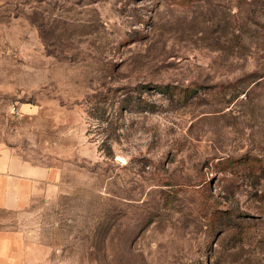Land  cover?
<instances>
[{
	"label": "rangeland",
	"instance_id": "374dc122",
	"mask_svg": "<svg viewBox=\"0 0 264 264\" xmlns=\"http://www.w3.org/2000/svg\"><path fill=\"white\" fill-rule=\"evenodd\" d=\"M0 147L38 264H264V0H0Z\"/></svg>",
	"mask_w": 264,
	"mask_h": 264
},
{
	"label": "crops",
	"instance_id": "0c3cea01",
	"mask_svg": "<svg viewBox=\"0 0 264 264\" xmlns=\"http://www.w3.org/2000/svg\"><path fill=\"white\" fill-rule=\"evenodd\" d=\"M56 168L31 163L0 147V264H38L46 247L33 240L30 224L35 202L58 191Z\"/></svg>",
	"mask_w": 264,
	"mask_h": 264
},
{
	"label": "trees",
	"instance_id": "16d2710c",
	"mask_svg": "<svg viewBox=\"0 0 264 264\" xmlns=\"http://www.w3.org/2000/svg\"><path fill=\"white\" fill-rule=\"evenodd\" d=\"M161 90L167 91L168 90V86H164V87H160Z\"/></svg>",
	"mask_w": 264,
	"mask_h": 264
}]
</instances>
